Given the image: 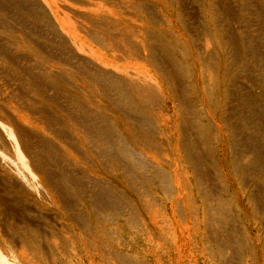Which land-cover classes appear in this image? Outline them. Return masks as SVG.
<instances>
[{
    "label": "rangeland",
    "instance_id": "obj_1",
    "mask_svg": "<svg viewBox=\"0 0 264 264\" xmlns=\"http://www.w3.org/2000/svg\"><path fill=\"white\" fill-rule=\"evenodd\" d=\"M23 1L0 264H264V0Z\"/></svg>",
    "mask_w": 264,
    "mask_h": 264
},
{
    "label": "bare ground",
    "instance_id": "obj_2",
    "mask_svg": "<svg viewBox=\"0 0 264 264\" xmlns=\"http://www.w3.org/2000/svg\"><path fill=\"white\" fill-rule=\"evenodd\" d=\"M23 1V0H22ZM33 1V0H32ZM45 3H46V5L47 6H49V11H50V14L51 15H53L54 16V18L56 19V17H59V10H58V7L55 5V3H54V1H52V0H43ZM56 1V0H55ZM59 1V0H58ZM24 2V1H23ZM57 2V1H56ZM16 3H17V1H16ZM25 3V2H24ZM36 3V2H35ZM58 3V2H57ZM15 3H13V0H0V13H1V11H3L4 12V10H6L7 11V9L9 10L10 9V11L9 12H14L15 10H17V11H21V13H22V8L21 7H18V5H14ZM31 5V4H30ZM34 5V4H33ZM32 5V6H33ZM27 6H28V4H27ZM27 6L25 7V8H27ZM39 7V6H38ZM16 8V9H15ZM18 8V9H17ZM36 8V7H35ZM34 8V9H35ZM12 9V10H11ZM37 9V8H36ZM39 9V8H38ZM46 9V8H45ZM27 10V9H26ZM42 11V10H41ZM8 13V12H7ZM6 13V14H7ZM46 13V12H45ZM98 13V12H97ZM39 13H37L36 12V15H38ZM40 14H43L42 12L40 13ZM50 14H49V16H50ZM22 15V14H21ZM11 16V15H10ZM44 16V15H43ZM43 16H42V18H43ZM46 16H47V14H46ZM45 16V17H46ZM44 17V18H45ZM102 17V16H101ZM101 17H99V18H101ZM50 18H51V16H50ZM98 18V19H99ZM48 19V18H47ZM108 19V18H107ZM41 20L42 19H40V22H41ZM57 20V19H56ZM117 20H118V18H117ZM44 21V19L42 20V22ZM51 21V20H50ZM62 21V20H61ZM101 21V20H100ZM45 22H47V21H45ZM97 22V21H96ZM52 23V22H51ZM100 23V22H99ZM24 25V24H23ZM48 24H46V26H47ZM96 25V24H95ZM107 25V24H106ZM50 26H52V24L50 25ZM69 26V25H68ZM71 28V27H70ZM27 29V28H26ZM101 29V28H100ZM52 30V29H51ZM63 30V29H62ZM105 30V29H104ZM24 31V30H23ZM50 31V30H49ZM59 32V31H58ZM52 33V32H51ZM54 33H55V31H54ZM56 34V33H55ZM61 34V33H60ZM105 34V33H104ZM54 35V34H53ZM106 35V34H105ZM63 36H64V34H63ZM94 39V38H93ZM97 41H98V39H97ZM101 41H102V38H101ZM101 41H99V42H101ZM52 42V41H51ZM57 42V41H56ZM59 42V41H58ZM57 42V45L59 44ZM66 42V41H65ZM69 42V41H68ZM15 43V42H14ZM54 43V42H53ZM62 44H63V42H61ZM47 44V43H46ZM61 44V45H62ZM76 44V43H75ZM81 44V43H80ZM98 44H100V43H98ZM41 45V44H40ZM55 46V45H54ZM65 46V45H64ZM81 46V48H82V44L80 45ZM47 47V46H46ZM58 47V46H57ZM56 49V48H55ZM71 49V48H70ZM83 49V48H82ZM81 49V50H82ZM65 52L67 51V49L66 50H64ZM0 53H2L3 54V52H0ZM76 54V53H75ZM38 83V82H37ZM73 117V116H72ZM70 123V122H69ZM72 124V123H71ZM91 128H92V126H91ZM88 129V128H87ZM98 131H96V133H97ZM110 131H109V133H107L106 131H105V135L107 136V137H111V135H110ZM22 256V255H21Z\"/></svg>",
    "mask_w": 264,
    "mask_h": 264
}]
</instances>
